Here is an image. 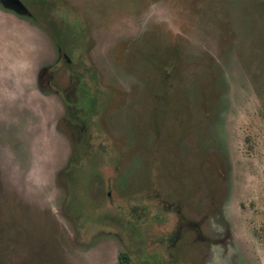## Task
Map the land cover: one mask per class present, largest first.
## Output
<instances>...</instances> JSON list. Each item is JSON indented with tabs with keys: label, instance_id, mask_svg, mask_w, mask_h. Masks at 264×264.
Listing matches in <instances>:
<instances>
[{
	"label": "rangeland",
	"instance_id": "374dc122",
	"mask_svg": "<svg viewBox=\"0 0 264 264\" xmlns=\"http://www.w3.org/2000/svg\"><path fill=\"white\" fill-rule=\"evenodd\" d=\"M11 1L0 264H264V0Z\"/></svg>",
	"mask_w": 264,
	"mask_h": 264
},
{
	"label": "trees",
	"instance_id": "16d2710c",
	"mask_svg": "<svg viewBox=\"0 0 264 264\" xmlns=\"http://www.w3.org/2000/svg\"><path fill=\"white\" fill-rule=\"evenodd\" d=\"M92 103H94V102H92ZM120 259L123 261H126L127 260V255L126 254H124V253H122L121 255H120Z\"/></svg>",
	"mask_w": 264,
	"mask_h": 264
},
{
	"label": "crops",
	"instance_id": "0c3cea01",
	"mask_svg": "<svg viewBox=\"0 0 264 264\" xmlns=\"http://www.w3.org/2000/svg\"><path fill=\"white\" fill-rule=\"evenodd\" d=\"M36 75H37V73H36ZM15 99L18 101V98H15ZM4 103H6V102H4ZM18 103L20 104V100L18 101ZM1 106H2V103H0V107H1ZM23 107H24L23 105H21V104L19 105V108L22 109ZM23 121H24V120H23Z\"/></svg>",
	"mask_w": 264,
	"mask_h": 264
},
{
	"label": "flooded vegetation",
	"instance_id": "af4514ba",
	"mask_svg": "<svg viewBox=\"0 0 264 264\" xmlns=\"http://www.w3.org/2000/svg\"><path fill=\"white\" fill-rule=\"evenodd\" d=\"M9 1H10V0H9ZM12 1H13V0H12ZM12 1H11V2H12ZM40 72H41V70H38V71H37L36 78H38V79H39V77H41V73H40Z\"/></svg>",
	"mask_w": 264,
	"mask_h": 264
}]
</instances>
